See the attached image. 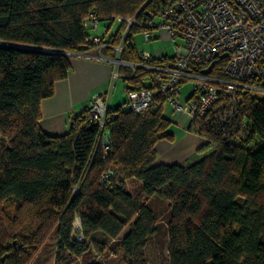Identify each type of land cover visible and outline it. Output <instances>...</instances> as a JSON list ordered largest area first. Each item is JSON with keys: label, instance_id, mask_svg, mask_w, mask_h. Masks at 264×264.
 I'll return each instance as SVG.
<instances>
[{"label": "trees", "instance_id": "1", "mask_svg": "<svg viewBox=\"0 0 264 264\" xmlns=\"http://www.w3.org/2000/svg\"><path fill=\"white\" fill-rule=\"evenodd\" d=\"M162 3L0 0V264H28L44 229L56 233L59 248L84 251L72 238L76 216L90 240L96 233L117 240L130 225L119 246L126 258H140L158 230L157 216L125 190L126 183L101 182L111 169L138 181L145 198L166 202L169 264H264V94L242 90L239 108L223 125L216 117L225 102L208 124L195 127L204 139L196 153L203 157L186 167L155 164L156 144L173 141L162 106L140 114L109 107L106 152L86 111L74 116L75 126L63 136H47L39 127L40 101L67 77L73 54L83 53V18L94 11L100 22L142 20ZM120 29L111 34V47ZM133 36L122 60L136 63ZM110 46L103 55L113 56ZM223 65L212 75L223 77ZM193 128L189 123L188 131Z\"/></svg>", "mask_w": 264, "mask_h": 264}, {"label": "built area", "instance_id": "2", "mask_svg": "<svg viewBox=\"0 0 264 264\" xmlns=\"http://www.w3.org/2000/svg\"><path fill=\"white\" fill-rule=\"evenodd\" d=\"M116 22L117 43L108 44L110 27ZM100 21L94 11L82 20L86 32L83 53L73 54L103 61L112 65L109 87L116 81L134 80L124 88L126 100L122 108L140 114L149 108H159L167 103L172 112L187 118L194 128L208 124L210 114L225 102V109L216 117L220 124L239 108L243 100L242 90L264 94V0H163L155 14L138 20L115 17L98 33ZM138 29L144 42H150L154 32L167 34L173 43V55L153 56L146 51L137 52V62L122 60L126 41L132 30ZM182 40L183 46L174 44ZM111 47L113 56L103 55V49ZM223 77L212 75L219 62ZM129 71V73L123 71ZM189 82L191 96L180 100V88ZM258 82V86L250 84ZM108 96L95 94L85 108L87 120L101 131L102 148L109 145L107 122ZM73 118L68 128L74 127ZM128 180L118 171L107 170L101 182L108 187H120ZM73 193L78 192L74 188ZM72 238L82 243L80 218L72 222Z\"/></svg>", "mask_w": 264, "mask_h": 264}, {"label": "rangeland", "instance_id": "3", "mask_svg": "<svg viewBox=\"0 0 264 264\" xmlns=\"http://www.w3.org/2000/svg\"><path fill=\"white\" fill-rule=\"evenodd\" d=\"M116 27L117 24L114 22L110 27V34L116 30ZM161 35L159 39L144 42L142 35L138 33L133 36V44L139 52L146 51L150 55L157 57L165 55L171 57L173 55V43L166 34V36L163 35L164 37ZM174 44L183 46L184 42L178 39ZM127 84H130L129 81L124 82L122 79L116 81L111 98L108 100L110 108L115 109L124 103L126 100L124 87ZM191 94V85L189 82H185L180 88V100L188 99ZM162 114L171 120L174 119L176 123L178 121L181 122V118L185 119L183 123L189 127V121L183 115L172 112L167 103L162 106ZM177 116L181 118L178 119ZM174 123L169 124L167 133L178 140L183 135V131ZM260 144H264V142ZM201 157L203 155L195 152L184 163L185 165L192 164ZM125 190L140 204L146 203L157 216L158 230L152 237L147 239L140 258H126L119 246V241L130 231V225L125 226L117 240L111 241L100 233H96L92 240L84 237L83 245L86 246V249L84 251L80 249L79 254L59 248L56 233L53 230L44 229L42 233L44 237L31 247L30 252L32 255L28 264H90L92 262L99 264H169L168 237L166 233V218L169 209L166 202L157 198H145L141 192L140 183L134 179H129L126 182ZM95 244H99L103 248L102 251H98Z\"/></svg>", "mask_w": 264, "mask_h": 264}, {"label": "crops", "instance_id": "4", "mask_svg": "<svg viewBox=\"0 0 264 264\" xmlns=\"http://www.w3.org/2000/svg\"><path fill=\"white\" fill-rule=\"evenodd\" d=\"M106 27V21L100 22L98 33H102ZM163 33H154L152 40L159 39L160 34L165 35ZM111 71L112 65L109 63L83 57L73 58L67 77L56 82L53 95L39 103L38 123L42 132L51 137L63 136L68 131V123L72 117L84 111L95 94L105 93L109 100L114 89L109 87ZM163 117L170 123L175 122L183 135L178 140L173 137L172 142L160 141L156 144L155 164L186 167L188 165L184 162L203 144L204 139L195 132L188 131V126L183 123L185 119L180 116L177 117L182 121L178 123L174 119Z\"/></svg>", "mask_w": 264, "mask_h": 264}]
</instances>
